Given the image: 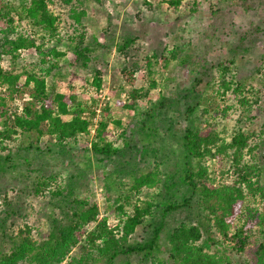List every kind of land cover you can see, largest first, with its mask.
Segmentation results:
<instances>
[{"label": "rangeland", "instance_id": "374dc122", "mask_svg": "<svg viewBox=\"0 0 264 264\" xmlns=\"http://www.w3.org/2000/svg\"><path fill=\"white\" fill-rule=\"evenodd\" d=\"M25 1L0 0L4 15L0 17V34L6 29L4 18L11 17L16 33L20 31L32 38L35 45L42 47L41 53L34 47H24L12 56L1 54L2 73L43 75L49 96L57 91L74 95L88 118V107L95 106L93 124L88 125V132L77 135L73 148L89 147L96 119L104 116L108 122L106 137L118 152L109 158L90 150L64 156L54 137L17 131L7 144L12 161L3 165L12 168L6 172L0 168V212L8 208L7 203L13 205L7 211H14L7 217L5 230L15 233L28 224L32 232L38 230L44 236L53 215L49 201L54 197L50 195L70 178L76 181L80 194L98 203L110 227L117 224V219L112 211L107 212L106 193L112 197L130 187L139 199H161L162 181L176 179L185 162L178 137L182 111L171 108L167 114H159L155 108L161 95L173 97L176 92L179 107H184L181 96L193 77H201L203 84L208 82L206 88H199L204 97L213 95L218 105L214 111V104L210 106L207 98L205 106L201 104L194 110L195 121L199 115L203 120L209 116L212 128L223 130L227 140L238 128L248 133L264 126V88L250 98L249 106L241 107L231 90L222 86L225 81L236 85L238 80L246 89L260 88L256 67L264 66V0H198L199 6L194 5L196 1H183L176 7L167 0H46L48 10L55 16L52 32L33 26L26 15L20 16ZM12 36L16 34L13 32ZM83 46L91 49L90 61L86 67L79 64L73 69L67 55ZM166 60L168 63L163 66ZM95 70L100 71L98 89L92 85ZM24 76L19 78L20 86L13 97L6 99L8 107L16 106L18 111L32 101ZM3 89L0 87V92ZM130 89H143L146 94L132 100ZM204 162L209 171L216 173L215 184L233 179L231 172L217 175L220 168H226L222 156H212ZM39 166L48 167L58 180L44 196L34 191L41 176ZM140 176L148 178L141 185H134V179ZM262 177L264 182V173ZM158 193H162L160 198L155 197ZM246 203L264 213L261 201L247 198ZM186 218L183 212L168 218L161 241L165 243L173 227ZM146 235L137 226L129 238L139 240ZM252 247L253 244L244 249L242 256L234 258L254 263ZM77 252L78 245L70 254Z\"/></svg>", "mask_w": 264, "mask_h": 264}, {"label": "trees", "instance_id": "16d2710c", "mask_svg": "<svg viewBox=\"0 0 264 264\" xmlns=\"http://www.w3.org/2000/svg\"><path fill=\"white\" fill-rule=\"evenodd\" d=\"M183 1L198 2H166L176 7ZM21 8L23 14L20 16L26 15L33 26L46 32L54 30L55 16L48 10L46 0H27ZM3 16L0 8V17ZM4 19L6 29L4 34H0V55L12 56L24 47H34L41 53L42 47L35 45L32 38L20 31L16 33L11 17ZM13 32L16 37L12 36ZM90 51L89 46L75 47L70 54L67 53L68 65L73 69L79 64L86 67ZM48 53L54 55L51 50ZM166 63L167 60L162 65L166 66ZM256 72L261 84L259 90L246 89L238 80L236 85L232 81L222 82L241 107L249 106L250 98L264 88V66L256 67ZM21 76L24 75L2 73L0 69V87L4 88L0 92V168L3 172L12 168L3 165L12 161V151L7 144L17 131L38 137L45 134L54 137L64 156L70 152L81 154L90 150L95 155L109 158L118 152L106 137L108 122L104 116L96 119L89 147L82 150L73 148L77 135L88 132V125L93 124L91 119L96 116V107H88V118L83 115L85 108L74 95L66 96L57 91L49 96L41 74L24 76L26 92L32 101L23 105L20 111L16 106L9 108L6 99L13 97L14 91L18 90ZM202 81L201 77H193L191 85L181 96L184 107H179L178 92L173 97L161 95L156 105L159 114H167L172 109L182 111L178 137L185 159L176 179L170 181V178H165L162 181L161 199H139L130 187L116 196L106 193L107 212L112 211L117 219V224L110 227L107 215L100 213L98 203L80 194L75 188L76 181L70 178L50 195L54 197L49 201L53 215L48 220L49 227L44 236L38 230L32 232L28 224L15 233L5 230L7 217L14 212L13 209L7 211L13 206L7 203L8 208L0 212V264H61L63 261L64 264H248L245 258L237 261L234 256H242L244 249L248 250L251 244L255 257L252 264H264V213L246 203L248 198L253 202L259 200L264 206V126L257 132L248 133L238 128L227 140L223 130L212 128L209 116L203 120L199 115L195 121L192 117L194 110L201 104L205 106L207 98L210 106L214 104V111L218 108L213 95L204 97L202 89L208 86V82L203 84ZM92 85L97 89L101 86L99 70L94 71ZM144 94L146 91L143 89H130L129 92L132 100ZM38 102L40 104L36 108ZM103 110L106 112L107 108ZM200 111L207 113L205 108ZM145 116L150 118L151 114L145 113ZM212 156L226 159V168H220L217 175L231 172L234 174L231 181L214 183L216 173L204 165V161ZM39 167L41 176L34 184V191L44 196L58 180L48 167ZM147 178L136 177L134 185H141ZM161 194L155 197L160 198ZM179 212L185 213L187 218L173 227L163 243L161 234L167 219ZM137 226H141L147 235L144 239L130 240ZM77 245L79 252L71 255Z\"/></svg>", "mask_w": 264, "mask_h": 264}]
</instances>
